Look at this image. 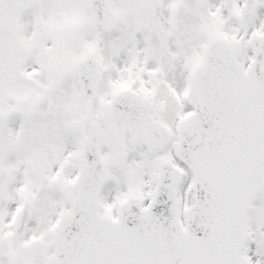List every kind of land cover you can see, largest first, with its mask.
Wrapping results in <instances>:
<instances>
[{
  "label": "snow or ice",
  "instance_id": "obj_1",
  "mask_svg": "<svg viewBox=\"0 0 264 264\" xmlns=\"http://www.w3.org/2000/svg\"><path fill=\"white\" fill-rule=\"evenodd\" d=\"M0 264H264V0H0Z\"/></svg>",
  "mask_w": 264,
  "mask_h": 264
}]
</instances>
